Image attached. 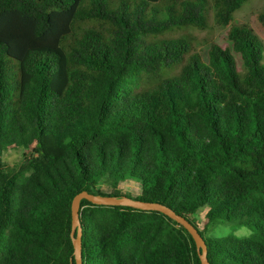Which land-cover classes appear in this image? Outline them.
Returning <instances> with one entry per match:
<instances>
[{
	"label": "trees",
	"instance_id": "1",
	"mask_svg": "<svg viewBox=\"0 0 264 264\" xmlns=\"http://www.w3.org/2000/svg\"><path fill=\"white\" fill-rule=\"evenodd\" d=\"M246 1L0 0V264H75L82 190L168 206L210 264H264V50L234 20ZM211 12L228 44L205 59L190 31L167 35ZM79 219L82 264H201L159 211L81 199ZM224 223L250 233L211 235Z\"/></svg>",
	"mask_w": 264,
	"mask_h": 264
},
{
	"label": "rangeland",
	"instance_id": "2",
	"mask_svg": "<svg viewBox=\"0 0 264 264\" xmlns=\"http://www.w3.org/2000/svg\"><path fill=\"white\" fill-rule=\"evenodd\" d=\"M263 10L264 0H247L243 3L241 8L234 13V20L235 22L248 24L262 41V48L264 50V27L258 20V14ZM212 16L213 15L211 12L209 17V27L205 30L189 28L177 30L173 33H167V35L177 36L183 32L190 31L193 35H195L194 41L197 45V49L201 53L203 59H205L209 42L215 41L223 46L228 44V41L226 39L227 28L217 25ZM237 64L238 67L241 68L239 57H237ZM20 160L21 150L19 149L9 148L4 150V152L2 153V161L8 167L19 163ZM121 188L131 195H136L137 193H139V185L131 181L123 182L121 184ZM201 213L202 212L198 213V217L202 216ZM227 233H234L238 236H245L250 233V229L246 226H235L233 224L224 223L214 226L213 233L211 235H223Z\"/></svg>",
	"mask_w": 264,
	"mask_h": 264
},
{
	"label": "water",
	"instance_id": "3",
	"mask_svg": "<svg viewBox=\"0 0 264 264\" xmlns=\"http://www.w3.org/2000/svg\"><path fill=\"white\" fill-rule=\"evenodd\" d=\"M81 199H86L93 204L97 205H110V206H129L141 210H155L159 211L168 217L175 220L177 223L182 225L192 236L196 250L199 256V260L201 264H210L207 259V247L206 243L198 232L197 228L194 227L184 216L176 214L171 208L168 206L158 203V202H149L138 199H133L128 196H108V195H100L89 193L86 190H82L79 193L75 194L71 201V230H70V238L73 246V256L75 260V264H82L81 258V236H82V228L79 219V209H80V201Z\"/></svg>",
	"mask_w": 264,
	"mask_h": 264
}]
</instances>
